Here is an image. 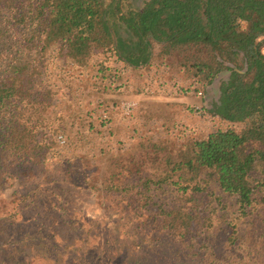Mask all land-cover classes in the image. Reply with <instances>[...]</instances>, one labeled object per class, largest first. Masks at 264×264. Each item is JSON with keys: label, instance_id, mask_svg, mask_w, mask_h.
<instances>
[{"label": "rangeland", "instance_id": "374dc122", "mask_svg": "<svg viewBox=\"0 0 264 264\" xmlns=\"http://www.w3.org/2000/svg\"><path fill=\"white\" fill-rule=\"evenodd\" d=\"M34 26L14 27L0 11V78L27 66L32 102L0 109V140L2 123L16 118L25 146L0 144V264H264L260 194L240 210L212 181L195 201H182L170 182L152 183L194 141L242 128L206 110L212 84L192 78L157 44L141 69L100 49L79 65L58 45L40 52ZM160 78L187 93L160 91ZM126 101L133 105L123 114ZM178 202L192 216L184 236L159 228V205Z\"/></svg>", "mask_w": 264, "mask_h": 264}, {"label": "trees", "instance_id": "16d2710c", "mask_svg": "<svg viewBox=\"0 0 264 264\" xmlns=\"http://www.w3.org/2000/svg\"><path fill=\"white\" fill-rule=\"evenodd\" d=\"M2 10L14 27L35 23L31 36L40 40V52L58 45L64 57L79 65L100 49L141 69L157 44L192 78L210 86L219 74L206 110L242 128L194 141L152 183L170 182L183 193L182 201H195L201 184L212 181L236 198L240 210L252 207L257 194L264 204V0H0ZM26 67L15 65L0 78V109L12 102L22 108L32 104L30 94L25 97ZM11 121L2 123L6 140L0 144L21 151L23 137L17 119ZM250 142L261 147L248 150ZM187 189L193 192L185 198ZM183 208L181 202L168 209L159 205V228L172 236L188 233L192 216Z\"/></svg>", "mask_w": 264, "mask_h": 264}, {"label": "built area", "instance_id": "2783aa9c", "mask_svg": "<svg viewBox=\"0 0 264 264\" xmlns=\"http://www.w3.org/2000/svg\"><path fill=\"white\" fill-rule=\"evenodd\" d=\"M161 82H160V91H165L166 88H171V92L169 91V93L173 96V97H178V96H181L183 95V92L184 93H187V90H184L183 86L180 84L179 81L177 80H164L162 78L159 79ZM195 85H196V81L193 82ZM148 89V88H146ZM197 96H201L202 95V91H197V92H194ZM132 102L131 101H126L124 102L122 105H121V108L123 109V114H127L129 113L128 111L131 110V107H132ZM198 110H200V108L197 106L196 107ZM102 119L104 121L108 120V116H107V113H104L102 114ZM59 139H61V136L59 137Z\"/></svg>", "mask_w": 264, "mask_h": 264}, {"label": "water", "instance_id": "95a60500", "mask_svg": "<svg viewBox=\"0 0 264 264\" xmlns=\"http://www.w3.org/2000/svg\"><path fill=\"white\" fill-rule=\"evenodd\" d=\"M228 66H232L231 64H227ZM219 78H220V75L218 74V75H216L215 77H214V79H213V82H212V89L213 90H217V88H218V82H219Z\"/></svg>", "mask_w": 264, "mask_h": 264}]
</instances>
